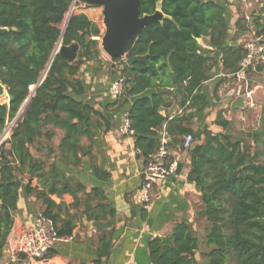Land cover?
<instances>
[{
  "label": "trees",
  "instance_id": "1",
  "mask_svg": "<svg viewBox=\"0 0 264 264\" xmlns=\"http://www.w3.org/2000/svg\"><path fill=\"white\" fill-rule=\"evenodd\" d=\"M72 2L0 0V27L8 29L0 34V83L6 89L7 99H0V136L6 125L13 122L10 136L0 141V258L24 175L28 176L26 192L35 195L40 215L52 223L58 238L72 235L78 216L71 209L80 204L84 212L94 211L89 217L95 220L103 219V213L114 215V209L103 204L102 189L93 187L85 191L81 184L67 182L64 170L54 162L59 159L78 165L79 151L91 156V145L84 150L80 143L82 136L90 138L91 123L101 127L104 119L109 126L108 116L82 97L85 84L78 76L80 68L94 62L99 68L106 63L113 79L123 78L121 94L107 103L104 110L127 113L141 167L152 162L163 132L169 137L166 166L175 162L177 151L189 157L186 180L199 192L196 218L203 220L204 235L200 239L188 222L176 223L169 235L149 240L152 263L264 264V164L250 155L241 138L228 132L226 119H215L224 132L213 133L207 128L194 132L185 115L169 119L168 113L162 114L174 105L184 112H201L209 104L201 87L210 77L214 57L212 50L198 43L199 38H207L213 48L220 50L224 73L239 69L245 51L241 44H225L226 3L140 0V15L153 13L159 4L166 18L142 28L127 55L148 52L146 61L121 69L123 58L106 62L100 58L102 51L96 37L101 35V29L85 13H72L65 24ZM251 15L249 23L244 16L237 19V31L246 32L252 24L264 36L261 15ZM59 41L63 45L76 42L77 58L83 63L68 61L60 53L53 55ZM53 127L64 130L57 147H43V157H35L31 148L41 145L43 138L51 140ZM187 134L193 136V141L183 148V136ZM32 178L39 185L31 187ZM64 194L72 196L70 205L65 204ZM111 249V235H102L92 264H106L104 259ZM194 250H200V259L195 258Z\"/></svg>",
  "mask_w": 264,
  "mask_h": 264
},
{
  "label": "crops",
  "instance_id": "2",
  "mask_svg": "<svg viewBox=\"0 0 264 264\" xmlns=\"http://www.w3.org/2000/svg\"><path fill=\"white\" fill-rule=\"evenodd\" d=\"M218 1L226 3L228 32L225 44H241L246 32L237 31L236 22L239 17L254 12L260 14L264 22V0H251V6L235 0ZM77 12L85 13L102 28V7L89 6L86 9L79 8ZM198 43L203 48L212 50L211 55L214 57L210 77L201 87L207 93L208 106L201 112L191 109L184 112L181 107L174 105L162 111V114L168 113L169 119L178 114L185 115L189 118V126L194 132L206 128L213 133L224 132L222 126L215 123V119H226L229 122L228 132L241 138L250 155L264 164V64L245 73V79L253 89L256 108H232L234 99L230 100L225 93L228 89L236 88L237 79L224 73L219 49L213 48L207 38H199ZM78 76L85 84L83 99L94 108L103 111L104 116H108L109 126L104 119L101 120V127L91 123L90 138L86 136L80 138L83 149L91 145V156L79 151L81 161L78 165L66 164L54 158H50L49 161L54 159L56 165L64 170L67 182L79 183L85 191H90L93 187L102 189L103 204L112 207L114 215L110 217L103 213V219L95 220L89 217L94 211L84 212L83 204L71 209L78 216L75 229L71 236L55 243L48 252L50 257L59 264H92L100 237L110 234L112 249L109 256L104 259L106 264H153L148 251L149 240L169 235L175 224L182 221L190 223L196 235L202 239L203 220L196 218L199 192L186 180L189 170L188 155L183 151L176 152L174 163L181 164L180 170L178 172L174 170L173 174L163 180L151 182L150 200L142 202L140 198L143 183L142 160L136 157L132 135H122L119 131L124 111L104 110L105 105L115 98L109 90L113 80L109 68L106 63L99 68L97 63L91 62L80 68ZM3 95L7 102L6 93ZM52 130L54 136L51 140L43 138L41 145L34 144L31 148L35 157H43L45 152L43 147L50 146L53 149L57 147L64 130L56 127ZM9 136L10 131L3 140ZM93 169H97L98 172ZM27 177L23 176L18 189L17 206L13 213L10 232L13 228L32 226L40 214L39 201L33 193L26 192ZM30 185L31 187L39 185L37 179L32 178ZM63 200L66 205L73 202L69 194H64ZM196 251L199 252L200 259V250ZM7 255V251L3 249L0 264H19L18 261L10 262Z\"/></svg>",
  "mask_w": 264,
  "mask_h": 264
},
{
  "label": "built area",
  "instance_id": "3",
  "mask_svg": "<svg viewBox=\"0 0 264 264\" xmlns=\"http://www.w3.org/2000/svg\"><path fill=\"white\" fill-rule=\"evenodd\" d=\"M238 1L244 3L246 6L252 5L251 0ZM75 3L71 4L69 7L68 12L71 14L75 7L76 10L89 7L80 3ZM245 17L248 23L252 19L250 14ZM100 37L101 35L96 37L98 41ZM241 45L245 53L239 63V69L235 73L227 74L228 77H235L238 84L236 88L228 89L225 94L230 97V100L241 96L243 103L241 108L253 109L256 108L257 103L253 95V89L249 87L245 79V73L249 69H255L257 66L264 64V36L258 33L252 24H249V29L242 38ZM100 58L105 61H110V58L103 52ZM122 81V77H117L112 80L109 90L113 97H117L121 94ZM119 131L122 135H132L126 112H123ZM168 141L169 137L163 132L159 148L151 156L152 162L146 167L141 168L143 183L140 189V198L142 202H149L150 200L151 184L149 180H163L173 174L175 170V163L168 166L165 164V157L169 153L167 148ZM192 141L193 136L191 134L183 136V148L188 147ZM62 239L63 238L56 237L52 223L39 214L32 226L13 228L11 232H9L6 239L8 259L10 262L18 261L19 264H59L58 261L49 257L47 254L55 243Z\"/></svg>",
  "mask_w": 264,
  "mask_h": 264
},
{
  "label": "water",
  "instance_id": "4",
  "mask_svg": "<svg viewBox=\"0 0 264 264\" xmlns=\"http://www.w3.org/2000/svg\"><path fill=\"white\" fill-rule=\"evenodd\" d=\"M76 1L86 6L102 7L101 23L103 32L99 40V48L110 59L116 57L124 58V63L122 64L121 69L131 66L134 62L146 61L149 54L148 52L144 55H135L131 57H127V55L133 48L142 28L151 22L161 21L163 18H166L159 4H157L153 13L140 15V0H73L72 4ZM70 15L71 13L68 12L66 15L65 24L68 21ZM7 30V28L0 27V34L6 32ZM77 48L78 44L76 42H73L69 45H63L59 41L53 52V55L60 53L68 61L76 60L79 64H82L83 60L77 58ZM53 55L51 56L49 64L53 58ZM42 77L40 78L39 82L41 81ZM5 93L6 89L0 83V96H3ZM29 98L26 99L24 105L21 107L18 116L23 111ZM242 105V97L238 96L233 100L231 107L241 108ZM12 123L13 122H11L9 126L4 129L0 136V141L3 140L4 136L12 126ZM180 168L181 164L179 162L175 163V171L178 172ZM3 249L7 251L6 243L4 244ZM192 253L195 258H199L198 251L194 250Z\"/></svg>",
  "mask_w": 264,
  "mask_h": 264
},
{
  "label": "rangeland",
  "instance_id": "5",
  "mask_svg": "<svg viewBox=\"0 0 264 264\" xmlns=\"http://www.w3.org/2000/svg\"><path fill=\"white\" fill-rule=\"evenodd\" d=\"M98 7H100V6H98ZM98 9H99V8H98ZM73 13H78L77 10H76V7H75V9L73 10ZM99 20H100V19H98V21H99ZM100 29H101V34H102V32H103V27H102V28L100 27ZM4 97H5L4 95H3V96H0V99H1L2 101H5V100H4ZM9 124H10V123H8V124L6 125V128L9 126Z\"/></svg>",
  "mask_w": 264,
  "mask_h": 264
}]
</instances>
